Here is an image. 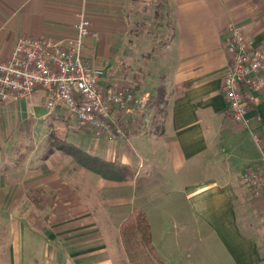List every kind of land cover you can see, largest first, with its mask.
<instances>
[{
  "label": "crops",
  "instance_id": "0c3cea01",
  "mask_svg": "<svg viewBox=\"0 0 264 264\" xmlns=\"http://www.w3.org/2000/svg\"><path fill=\"white\" fill-rule=\"evenodd\" d=\"M83 10L95 33L85 52L106 72L101 89L135 90L127 135L76 128L47 108L41 88L0 108V264H131L120 227L134 208L147 214L163 264H264V193L241 181L264 159V91L249 125L222 92L230 26L264 49V0H0V58L21 35L74 37ZM162 83L165 116L154 105ZM54 129L135 167V179L108 180L48 153L40 139ZM113 214L116 245L89 233ZM150 214H180V244L159 246Z\"/></svg>",
  "mask_w": 264,
  "mask_h": 264
},
{
  "label": "built area",
  "instance_id": "2783aa9c",
  "mask_svg": "<svg viewBox=\"0 0 264 264\" xmlns=\"http://www.w3.org/2000/svg\"><path fill=\"white\" fill-rule=\"evenodd\" d=\"M75 29V36L66 39L31 35L17 39L11 56L0 58V108L41 88L47 93V108L67 111L75 118V127L89 129L98 138L125 137L127 118L136 104L135 90L101 89L106 72L85 52L86 39L95 33L84 10ZM230 32L222 92L232 117L249 125V111L264 91V49L255 47L237 26H230ZM147 102L144 97L143 106ZM241 181L263 194L264 159L259 168L243 173Z\"/></svg>",
  "mask_w": 264,
  "mask_h": 264
},
{
  "label": "trees",
  "instance_id": "16d2710c",
  "mask_svg": "<svg viewBox=\"0 0 264 264\" xmlns=\"http://www.w3.org/2000/svg\"><path fill=\"white\" fill-rule=\"evenodd\" d=\"M166 86L157 87L154 105L160 115L166 114ZM128 131V130H127ZM127 135V133H126ZM67 133L53 131L49 135L51 141L48 153L54 148L73 156L76 162L88 170L112 181H131L137 175V169L129 164L119 161H109L91 152L83 150L80 146L70 142ZM122 245L131 264H163L152 237V229L147 214L143 209L134 208L120 227Z\"/></svg>",
  "mask_w": 264,
  "mask_h": 264
},
{
  "label": "rangeland",
  "instance_id": "374dc122",
  "mask_svg": "<svg viewBox=\"0 0 264 264\" xmlns=\"http://www.w3.org/2000/svg\"><path fill=\"white\" fill-rule=\"evenodd\" d=\"M169 20L170 21L168 22L169 23L168 26L171 31L172 22H171V19ZM64 113L67 115L69 114L65 110H64ZM140 123L143 125L142 121ZM47 130L50 132L52 131L51 128H48ZM50 143L51 141L49 139V136L46 138L40 139V146H46L47 149ZM90 176H97V175H92L90 173ZM115 216L116 214L115 215L113 214L112 220H106L102 218V216H100L97 220L98 226L96 228L90 229L89 233L92 234L91 236L95 238L98 236L102 237L105 243L116 245L118 238H119V230H118V227L116 226ZM150 216L153 221L154 227L156 229V240L159 246L161 245L162 246L163 245L174 246L175 244H180V214H150ZM162 219H163V224H164L163 227L165 230L163 232H160Z\"/></svg>",
  "mask_w": 264,
  "mask_h": 264
}]
</instances>
